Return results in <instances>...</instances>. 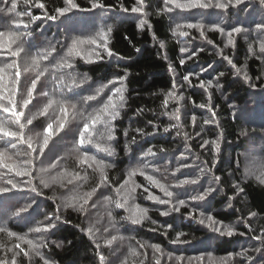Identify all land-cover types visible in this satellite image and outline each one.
<instances>
[{
  "label": "trees",
  "instance_id": "trees-1",
  "mask_svg": "<svg viewBox=\"0 0 264 264\" xmlns=\"http://www.w3.org/2000/svg\"><path fill=\"white\" fill-rule=\"evenodd\" d=\"M42 2L45 4L43 9L25 5L23 0H18L17 7V12L23 13L26 9L33 16L41 17L30 25L32 36L29 38L40 50L49 45L56 46L59 50L60 45L69 42L73 36L95 34L102 28L112 27L109 47L115 55L107 57L105 54L104 59L95 63H85L81 60L76 63V72L87 76L92 86L107 83L120 76L127 77L125 107L114 122L115 140L112 143L115 153L111 157H103L113 165L108 169L111 189L119 187L128 171L145 161L143 153L148 148H152L157 156L147 159L149 167L146 171L163 183L174 184L176 179L200 176L202 168L211 169L203 175L198 185L175 190L186 193L180 198L185 199L187 205L181 207L179 212H170L168 216H162L160 212L167 210L169 206L155 204L146 199L148 193L143 189L147 187L149 192L162 198L163 193L144 177L137 175L135 181L143 187L137 190L135 203L148 209V218L142 224H132L121 219L127 215L124 209L108 206L113 211L118 234L125 237L122 244L118 242L112 248L100 249L108 264H121L127 256L129 246L136 247L141 256L130 257L128 264H139V261L144 259L145 251L148 254L146 264H149L153 256L152 249H139L137 241L145 245L159 244L165 253H172L174 256L188 258L203 255L204 264H209L208 254H211L212 261L217 264L222 259L232 264L230 258H234L236 264H239L241 258L236 254L244 251L248 252L249 258L244 259L243 264H264V251L253 250L264 249V245L256 239L264 228V184L259 183L254 176L245 174V167L250 161H258L257 164L264 162V54H261L258 48L259 40L264 39V36L256 31V24L264 21V6L260 5V0H245V4L239 6L243 11L238 8L228 11L212 8L184 12L176 10L172 13L162 10L163 0H146V16L122 11L123 8L130 9L134 6V0H100L105 6L102 9H92L90 0H76L79 9H74L57 20L47 19L45 13L54 14V9L64 6L63 0ZM10 6V0H0V31H26L22 28L16 29L12 21H27L28 17H16L15 14L8 13L6 9ZM142 19H147L148 24L144 28H138L137 25ZM210 21L225 27V34L207 30ZM187 22H203L206 26L205 36L202 37L196 29H182L189 33L187 36L173 35L177 23ZM237 22L244 31L233 34V43L228 44V25H237ZM209 40L212 41L211 44L208 43ZM250 47L255 54L249 51ZM181 48L188 51L181 52ZM35 50L36 48L33 49ZM192 52L195 54L190 56ZM225 57L236 67L246 71L250 79L246 82L242 74L238 75ZM181 60H184L183 64L180 63ZM184 76H189L191 83L185 81ZM21 79L23 80V76ZM201 81L206 84L211 81L213 87L206 90L200 87ZM174 84L177 94L184 99L170 100L168 107L164 108V97L173 89ZM217 84L220 87H216ZM51 87L52 85L48 86L49 89ZM87 87L88 85L84 86ZM82 94L88 93L84 91ZM37 102L39 106L44 102L43 98L36 96L34 103ZM201 104L205 107H200ZM175 108L180 109L183 125L179 129V135L175 128L164 131L165 127L175 121L163 113L171 114ZM210 110L216 113L214 122L204 124V120L212 119ZM7 116V113L0 112V118ZM192 116L196 117L195 126L191 122ZM43 123L44 118L34 121V132L38 131ZM137 129L142 132H137ZM66 132L65 140L54 137V141L50 142L51 150L54 145L59 146L60 152L56 157L64 156L71 146L72 130L69 128ZM184 133L189 134L188 138H185ZM60 135L65 136V133ZM205 140L217 141L219 150L216 151L211 144L201 147ZM20 148L24 150L26 145ZM161 148L165 151L161 152ZM49 152L46 150L47 157ZM182 155L186 157L183 162L192 164L193 167L182 169L173 177L172 173L179 166ZM252 155L256 157H251ZM39 165L40 163H37V172L34 173L37 177ZM61 167H66L69 172L73 171L75 157L67 156ZM154 168L159 171L154 172ZM0 172H7V169H0ZM89 176H92L91 170ZM214 176L220 177L219 183H213ZM8 178L17 183L29 179L9 174L0 178V184ZM67 179L66 176L65 187L55 184L48 188L39 184V178L33 179L32 183L37 186V192H31L27 185L22 184L23 191L13 190L0 197H13L14 200L24 197L19 200L20 205L30 203L33 199L35 201L29 209L30 222L20 218L8 219L10 210L0 212V222L6 221L8 229L18 235L29 234L30 238H38L39 234L29 233V229L36 226L37 222L45 221L47 215L56 212L57 207L61 205L62 196L71 187L67 185ZM95 182V179H90L83 190H88ZM233 185H239L243 191L238 192ZM209 186L216 191L205 201L196 202L189 199L191 195ZM111 189H103L104 194L114 196ZM102 199L98 193L90 204ZM193 211L195 218L188 215ZM201 213L211 215L225 225L234 226L237 234L229 237L211 232L198 222ZM250 213L256 215L252 217ZM98 215L101 222L97 227L102 230L108 225V218L101 203H97L96 208H89L87 214L62 209L61 221L57 223L56 228L44 234L47 243V247L41 249L44 256L53 264H99L95 245L82 231L89 226L90 221L95 222ZM168 225L172 227L169 228ZM177 232L185 234L181 237L183 242L172 243ZM97 235H103L102 231ZM0 239L6 240V237L0 234ZM8 243L11 246L12 242ZM3 256L4 252L0 251V257ZM19 264H29V259L21 255ZM31 264L41 262L38 258H32ZM162 264H166V260H162ZM191 264H197V261L192 260Z\"/></svg>",
  "mask_w": 264,
  "mask_h": 264
},
{
  "label": "snow or ice",
  "instance_id": "snow-or-ice-1",
  "mask_svg": "<svg viewBox=\"0 0 264 264\" xmlns=\"http://www.w3.org/2000/svg\"><path fill=\"white\" fill-rule=\"evenodd\" d=\"M5 2H9V0H5ZM23 3L40 9L45 8L42 0H23ZM63 3V7L54 9V14L45 13L46 18L57 20L65 17L74 9H79L76 0H63ZM90 3L92 9L105 7L100 0H90ZM10 4L11 6L6 9L8 13L15 14L16 17L27 16L28 20L16 19L12 21L16 29L22 28L26 31H0V57H3V59H0V112L8 114L7 117L0 118V169H7V172H0V178L14 174L16 177H27L29 179L19 183L14 182L12 178L4 180L3 184H0V197L13 192V190L23 191L22 184L27 185L28 190L31 192H37V186L32 183V180L37 178H39V184L43 188L55 184L65 187L64 178L67 176L66 183L71 187L62 196L61 205L57 207L56 212L47 215L45 221L37 222L36 226L29 229V233L39 234L38 238H30L29 234L18 235L8 229L6 221L0 222V234H2V237H6V240L0 239V251L4 252V256L0 257V264H19L21 255L29 259V264H31L32 258H38L41 264H53L44 256L41 249L47 247L44 234L55 229L57 223L61 221V210L72 209L81 214H87L89 208L97 207V203L104 206L108 225L104 226L102 230L97 227L101 222V217L98 215L96 221H90L89 226L83 228L82 231L95 245L99 264H108L107 258L100 249L102 247L112 248L114 244L118 242L122 244L125 240L124 236L118 234L113 211L108 206L124 209L127 215L121 217V219L132 224H142L148 218V209L135 203L137 190L143 187L141 184L136 183L135 177L137 175L144 177L148 183L163 193L164 198L149 192L147 187L143 189L144 192L148 193L146 199L155 204L169 206L167 210L160 212V215L168 216L170 212H179L181 207L187 205V201L180 198L186 193L175 190L183 189L185 186L198 185L203 175L210 172L211 169L202 168L200 176L176 179L174 184H166L146 171L149 167L147 159L157 156L152 148H148L143 153L145 161L131 168L119 187L111 189L108 169H111L113 165L103 157H111L115 153L112 143L115 140L114 122L120 117L121 110L125 107V81L127 77L120 76L107 83L92 86L89 84L87 76H81L76 72V63L77 60L85 63H95L97 60L104 59L105 54L107 57L114 56L115 53L109 47L112 27L102 28L95 34L73 36L69 42L60 45L59 50L53 45L40 50L30 42L29 38L32 36L30 25L41 19V17L33 16L26 9L23 13L17 12L18 0H10ZM163 4L164 8L162 10L169 13L176 10L184 12L192 9L207 10L212 8L225 11L238 8L239 11H243L239 6L244 5L245 0H163ZM260 5L264 6V0H260ZM146 7V0H134V6L130 9L123 8L122 11L146 16ZM147 24L148 20L142 19L137 27L144 28ZM205 27L203 22L177 23L173 35L187 36L189 33L182 29H196L204 37ZM207 30L221 34H225L226 31L225 27L211 21ZM242 31L244 29L239 26V22H237V25H228L226 32L228 44L233 43V34H240ZM256 31L264 36V21L256 24ZM208 43L211 44L212 41L209 40ZM34 48H36L35 51H33ZM258 48L259 52L264 54V39L259 40ZM187 51L188 49L181 48V52ZM249 51L255 54L251 47ZM194 54L192 52L189 55ZM225 59L228 58L225 57ZM228 62L238 75H243L246 82L250 79L246 71L236 67L230 59H228ZM180 63L183 64L184 60H181ZM22 76L23 80L21 79ZM183 79L191 83L189 76H184ZM49 85H52L50 89L48 88ZM85 85H88V87L84 88ZM200 87L207 90L213 87V84L211 81H208L207 84L201 81ZM216 87H220V85L217 84ZM175 89L176 85L174 84L173 89L166 93L162 102L164 108L168 107L170 100L180 101L184 99L183 96L177 94ZM84 91H87L88 94H82ZM36 96L42 97L44 101L39 106H37L39 102L34 103ZM200 107H205V105L201 104ZM163 114L169 115L170 120L175 121L169 127H165L164 131L168 132L170 128H175L178 130L177 134L179 135V129L183 127L180 109L175 108L171 114L167 112ZM215 115L216 113L211 111L212 119H206L203 123L214 122ZM38 118H44V123L38 131L34 132V129H36L34 121ZM191 122L195 126V116L191 117ZM69 128L73 133L70 140L71 146L64 156L55 157L47 166L39 168L38 177L34 175L37 172V163L43 164V160L48 158L46 150L51 151L50 142L54 141V137L65 140L67 136L66 129ZM136 131L142 132L141 129ZM61 133H65V136H61ZM125 135H127V132H125ZM184 136L188 138L189 134L184 133ZM209 144L216 151L219 150L217 141L205 140L201 147ZM22 145H26V149L21 150L20 146ZM92 149L95 151L93 152ZM160 151L164 152L165 150L161 148ZM67 156L75 157V168L71 172L66 167H61L62 161ZM184 160H186V157L182 155L179 166L172 173L173 177H175V173L181 172L182 169L193 167L192 164L183 162ZM56 169L60 170L53 175V170ZM89 170L92 172L91 177L89 176ZM153 171L158 172L159 169L154 168ZM245 174L254 176L259 183L264 184V162L257 164L255 160L250 161L245 167ZM90 179H95V184L88 190H83ZM219 182L220 177L214 176L213 183ZM233 187L238 192L243 191L239 185H233ZM103 189H111L114 196L105 195ZM214 191L216 189L209 186L207 189L191 195L189 199L202 202ZM98 193L103 197L102 201L97 200L90 204V201H93V197H96ZM22 199L24 197L15 198V200L13 197L0 198V212L10 210L8 219L20 218L30 222L29 209L32 208L35 201L33 199L30 203L20 205L19 200ZM229 207H231L230 204ZM188 215L195 218L194 211L189 212ZM200 215L201 218L198 222L211 232L219 236L229 237L237 234L234 226L225 225L211 215H205L204 213ZM255 215L256 213H250L252 217ZM168 227L171 228L172 226L168 225ZM101 231L103 235H97ZM114 232L117 234H113ZM239 234L243 235V233ZM184 235L183 232H177L176 237L171 242H183L181 237ZM256 239L260 241L261 245H264V228L261 229V235H258ZM8 242H12L11 246ZM137 244L139 249H152L153 256L149 264H162V260H166V264H185L186 260L187 264H191L192 260H196L197 264H204L205 256L203 255L185 258L181 255L174 256L172 253H165L159 244L145 245L139 241H137ZM57 246L59 247V245ZM253 250L256 252L264 251L262 248ZM139 256H141V252L136 247L129 246L127 256L124 257L121 264H128L130 257ZM143 256L144 259H141L139 264H146L148 260L146 251ZM236 256L241 258L239 264H243L244 259L249 258L247 251L237 253ZM207 258L209 264H217V262L212 261L211 254H208ZM230 259L232 264H236L234 258ZM218 264H229V261L222 259Z\"/></svg>",
  "mask_w": 264,
  "mask_h": 264
},
{
  "label": "rangeland",
  "instance_id": "rangeland-1",
  "mask_svg": "<svg viewBox=\"0 0 264 264\" xmlns=\"http://www.w3.org/2000/svg\"><path fill=\"white\" fill-rule=\"evenodd\" d=\"M60 151H59V146L58 145H54V147L52 148V150L48 153L49 155H48V158L45 160V161H43V164H40L39 166H38V171H39V168L41 167V166H47L48 165V163H50L55 157H56V155L59 153ZM254 154H256V153H254ZM251 157H256V156H251ZM253 158V159H254ZM256 162H258V161H256ZM60 169H56V170H53V175H55L58 171H59Z\"/></svg>",
  "mask_w": 264,
  "mask_h": 264
}]
</instances>
